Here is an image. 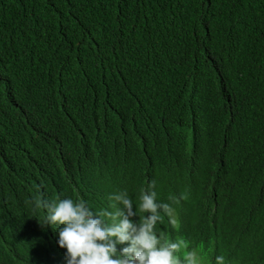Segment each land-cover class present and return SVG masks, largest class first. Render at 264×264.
Listing matches in <instances>:
<instances>
[{"label":"trees","instance_id":"trees-1","mask_svg":"<svg viewBox=\"0 0 264 264\" xmlns=\"http://www.w3.org/2000/svg\"><path fill=\"white\" fill-rule=\"evenodd\" d=\"M153 181L181 261L264 264V0H0V264H67L34 197Z\"/></svg>","mask_w":264,"mask_h":264},{"label":"clouds","instance_id":"clouds-1","mask_svg":"<svg viewBox=\"0 0 264 264\" xmlns=\"http://www.w3.org/2000/svg\"><path fill=\"white\" fill-rule=\"evenodd\" d=\"M154 187L153 181L141 190L139 210L148 215L139 222L132 219L137 212L126 191L112 197L123 206L114 213L94 214L82 199L48 203L34 197L33 203L47 210L42 226H62L57 230L58 245L66 249L67 264H198L195 252H187L183 261L176 255L183 241L161 243L155 234L159 211L171 209L156 202ZM105 217L111 222L106 223ZM118 245L127 246L118 249ZM216 260L217 264H224L222 256Z\"/></svg>","mask_w":264,"mask_h":264}]
</instances>
